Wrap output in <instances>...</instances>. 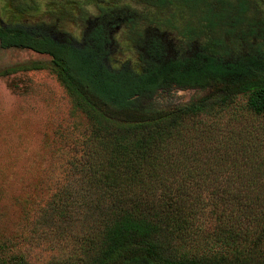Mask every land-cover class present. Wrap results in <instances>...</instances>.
I'll return each mask as SVG.
<instances>
[{
    "label": "trees",
    "instance_id": "obj_1",
    "mask_svg": "<svg viewBox=\"0 0 264 264\" xmlns=\"http://www.w3.org/2000/svg\"><path fill=\"white\" fill-rule=\"evenodd\" d=\"M118 1L87 0L98 11L79 38L54 23L0 18V47L47 55L87 121L68 161L72 185L43 211L73 241L49 264H264L261 0H221L228 20L202 14L189 27L174 17L204 0H138L147 12ZM248 3L255 14L245 19ZM125 52L135 58L114 57ZM169 84L208 90L195 102L153 104ZM0 264L28 263L0 252Z\"/></svg>",
    "mask_w": 264,
    "mask_h": 264
},
{
    "label": "rangeland",
    "instance_id": "obj_2",
    "mask_svg": "<svg viewBox=\"0 0 264 264\" xmlns=\"http://www.w3.org/2000/svg\"><path fill=\"white\" fill-rule=\"evenodd\" d=\"M86 1L0 0V18L17 20L25 16L29 20L54 23L58 29L79 38L82 24L98 11ZM219 1L204 0L203 5H188L182 9L186 11L183 20L174 17L173 24L195 26L202 14L210 16L211 22L224 23L229 19L231 5L223 8ZM117 5L136 11L150 10L138 0H119ZM199 6L203 9L195 10ZM260 8L264 14V0L260 1ZM252 9L248 3L245 19L249 14L254 16ZM159 18L162 20L163 16ZM242 20L238 18L237 22ZM167 37L176 36L172 32ZM235 41L230 39L231 43ZM130 53L114 57L125 59ZM131 55V59L135 58ZM35 63L41 67L0 75V252L4 257L21 256L28 264H49L66 258L73 241L57 234L56 224L49 223L43 211L56 190L66 182L72 185L68 161L80 152L87 121L49 70L47 55L23 48L0 47V70ZM207 90L169 84L156 92L152 103L160 107L191 103ZM241 99L238 97L237 101ZM228 113L229 110L219 112L218 121H228Z\"/></svg>",
    "mask_w": 264,
    "mask_h": 264
}]
</instances>
